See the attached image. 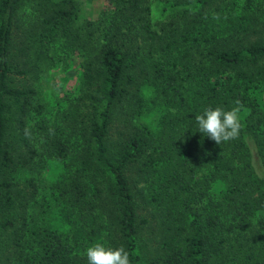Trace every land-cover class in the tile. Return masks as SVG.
Masks as SVG:
<instances>
[{
	"label": "trees",
	"instance_id": "trees-1",
	"mask_svg": "<svg viewBox=\"0 0 264 264\" xmlns=\"http://www.w3.org/2000/svg\"><path fill=\"white\" fill-rule=\"evenodd\" d=\"M170 1L166 9L183 20L224 0ZM27 7L33 13L24 18ZM165 30L154 27L152 0H111L98 20L77 0H0V264H88L86 249L104 233L118 236L131 264H145L137 244L140 183L148 205L181 220L155 264H264V177L254 164L257 158L264 169V108L256 98L264 41L215 30L201 45ZM60 45L84 56L87 124L75 139L43 119L37 148L24 126L18 137L13 131L34 105V90L15 77L52 64ZM237 101V139L219 145L198 131L205 108L230 110ZM117 115L122 127L114 126ZM48 162L68 168L59 182L45 183L61 228L44 220L49 208L37 210L33 175ZM25 174L29 193L19 191ZM216 182L223 189L213 199ZM18 204L24 209L16 215Z\"/></svg>",
	"mask_w": 264,
	"mask_h": 264
},
{
	"label": "rangeland",
	"instance_id": "rangeland-1",
	"mask_svg": "<svg viewBox=\"0 0 264 264\" xmlns=\"http://www.w3.org/2000/svg\"><path fill=\"white\" fill-rule=\"evenodd\" d=\"M77 1L84 10V14L93 20H98L111 3V0ZM170 2V0H152L153 24L161 34L165 29L171 35L173 32L181 35L182 32L185 38L191 39L192 42L199 41L201 45L209 41L215 30L223 38L235 33L237 39L243 38L247 44L264 41V0H224L220 4L214 5L203 17L198 18L195 13V15H189L183 20L180 14L171 13L166 9L170 6ZM23 13L24 18H26L32 15L33 8L27 7ZM52 57V64L44 63L41 69L40 67L35 68L36 72L28 66L26 67L27 76L15 77L17 86L34 90V105L27 114L21 115V121H14L13 131L18 137L21 133V127L24 126L28 133L27 138L37 148L39 146L37 127L43 119L49 121L52 129H57L60 133L74 134L75 139H80L81 136L74 132L83 129L87 124L88 102L83 92V54L78 50L60 45ZM256 98L264 108V85L256 91ZM131 112L133 111L131 110ZM123 125V119L117 115L114 126L122 127ZM116 132L114 131V134H117ZM116 142L115 136V139L111 141L112 144H110V148L114 149L113 151H116L115 146H113ZM23 154H26V151H23ZM254 159L258 173L264 177L263 167L257 158ZM67 171V166L65 167L59 162H48L44 168L33 175L39 188L36 200L43 204V207L37 210L43 212L49 208L44 220H53L56 228H61L62 217L59 211L55 210L54 198H52L51 190L47 191L49 187L45 183L59 182ZM31 177L30 174L21 177L22 185H20L19 191L30 192L25 181ZM146 188V185L140 183L138 189L134 190L140 216L137 244L143 262L155 264L160 256L166 254L163 244L181 227V220H170L167 207L156 204L148 205L142 199V194L145 193ZM222 189L221 183H213L210 191L211 197L216 199ZM22 205L18 204V209L15 210L16 215L24 209ZM32 209V204H30L28 212H31ZM99 242L118 248L119 239L116 234L104 233Z\"/></svg>",
	"mask_w": 264,
	"mask_h": 264
},
{
	"label": "clouds",
	"instance_id": "clouds-1",
	"mask_svg": "<svg viewBox=\"0 0 264 264\" xmlns=\"http://www.w3.org/2000/svg\"><path fill=\"white\" fill-rule=\"evenodd\" d=\"M198 131L217 144L239 137L242 127V108L239 101L230 110L223 107H207L196 116ZM27 135V130L25 131ZM88 264H131L130 253L124 246L113 248L103 242H95L86 249Z\"/></svg>",
	"mask_w": 264,
	"mask_h": 264
}]
</instances>
